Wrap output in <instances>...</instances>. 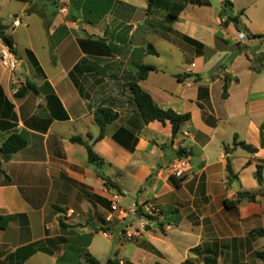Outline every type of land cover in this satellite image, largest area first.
Returning a JSON list of instances; mask_svg holds the SVG:
<instances>
[{"label": "crops", "instance_id": "1", "mask_svg": "<svg viewBox=\"0 0 264 264\" xmlns=\"http://www.w3.org/2000/svg\"><path fill=\"white\" fill-rule=\"evenodd\" d=\"M199 1L169 23L163 11L147 14L148 0H0V25L18 62L13 72L0 63V148L12 135L27 140L8 160L0 155V264H42L43 256L70 264L76 249L97 261L95 235L109 241L113 234L135 251L131 258L115 251L111 264H264L257 258L264 238L251 236L264 228V197L224 206L237 192L261 190L256 166L264 178V60L253 71L264 41L223 26L239 15L250 34H264V0ZM209 48L223 56L211 69ZM5 49L0 39V58ZM139 65L154 68L137 82L153 105L190 116L174 140L168 122L144 124L132 101ZM101 108L118 118L95 141ZM234 136L257 152L233 148ZM72 138L91 146L102 165L89 163ZM180 149L185 179L175 188L169 177ZM227 158L237 176L230 190ZM126 194L135 196L129 208L151 219L106 223L112 197L121 207Z\"/></svg>", "mask_w": 264, "mask_h": 264}, {"label": "trees", "instance_id": "2", "mask_svg": "<svg viewBox=\"0 0 264 264\" xmlns=\"http://www.w3.org/2000/svg\"><path fill=\"white\" fill-rule=\"evenodd\" d=\"M188 4L193 5H200L201 2L199 0H183V1H175V0H148V8H147V14H152L154 11H163L166 13L167 21L169 23L175 21L177 17L180 15V13L184 10V8ZM225 6H228V3L224 2ZM229 24H232L235 28V30L238 33H243L248 40H259L264 41V34L261 35H253L250 34L247 29L242 25L241 19L239 15L236 16H228L223 21V26L226 27ZM6 28L2 25H0V39L9 49L10 52L14 54V42L11 35L5 33ZM186 40L192 44H196L193 41L186 38ZM240 47V44H238ZM148 49L150 53L156 55V52L152 49L151 46H148ZM242 50L241 47L239 49ZM31 59H33L31 57ZM256 63L253 65V71L256 73H259L262 68V60H264V55L261 57H256L254 59ZM34 65L36 66V62L33 60ZM137 69V77L136 81L129 84V91L132 96V101L136 105L140 116L143 119L144 124H148L153 121L160 122L162 124H165L168 122L171 126V135L172 140H174L180 133L181 126L188 122L190 120V116L188 114L186 115H179L174 113L171 110H161L159 108H156L149 95H147L145 92H143L139 86L137 85L138 81L145 80L148 74L152 71H154L153 67L145 66V65H139L136 67ZM190 75H184V76H178L176 79L178 81H182L186 78H189ZM32 88L31 85L27 84L25 88L19 89L17 92V96L21 97L25 93L26 89ZM226 97V86L223 87V94L222 98L225 99ZM118 118V115L114 112H112L110 109L101 108L96 110L94 114V119L96 124L99 127L100 133L95 141H100L103 138L104 129L107 125L113 123ZM261 130L264 131V125L261 126ZM73 144H79L86 148L87 150V157L88 162L96 165L97 167H100L102 165V160L98 158V156L93 152L91 146L87 145L85 142H83L80 138H72L70 140ZM27 145V140L23 137H20L18 135H12L10 136L1 146L0 152L2 154L3 160H8L9 157L24 149ZM233 148H239L242 151L248 153V154H255L257 152V149L254 148L251 145H248L244 142H238L237 136H234L233 142H232ZM227 151V150H226ZM187 156V152L183 149H180L176 153V157L178 160H182ZM226 173H227V180L229 183L235 182L237 180L236 174H234L231 166V161L229 158L226 159ZM101 180L103 181L104 186L107 189L114 190L119 192V188L111 182L108 178L104 176H100ZM254 178L257 181L258 185L260 186L261 190L256 193H250V192H237L235 194V200L234 201H227L224 200V206L227 209H230L234 207L237 204H240L243 201L249 202V203H255L258 197H264V178H262V166L258 165L256 166V171L254 173ZM185 179L184 176H181L180 178H175L174 176L169 177L170 184L178 188L183 180ZM8 181V179L6 178ZM136 213L140 217H144L146 219H151L147 215H145L141 209L137 208ZM1 219V218H0ZM4 225H0V229H3ZM251 236H259L264 238V228L261 230L254 232L251 234ZM257 258H259L262 263H264V252L258 253ZM86 263L88 264H98V262L94 259H91L89 257L85 258ZM107 264H111L110 261L107 262Z\"/></svg>", "mask_w": 264, "mask_h": 264}, {"label": "rangeland", "instance_id": "3", "mask_svg": "<svg viewBox=\"0 0 264 264\" xmlns=\"http://www.w3.org/2000/svg\"><path fill=\"white\" fill-rule=\"evenodd\" d=\"M228 40L230 44H235L236 36L235 35L230 36L228 37ZM206 58L208 64L207 67L211 69L212 67H214V65L218 64L223 59V56L220 57L218 55L217 50H215L214 48H209ZM227 185H228V189L230 190V183H228ZM133 200H135V196H133L132 194H126L125 200L121 202V208L123 210H128L129 206L132 203H134ZM135 217H140V216H138L136 213ZM126 233L127 232L123 233L124 237L126 236ZM115 251H117L118 254L122 257L131 258L134 254L135 247L131 243H125L122 239H120V241H116L114 238V234L111 237H109V241H106L100 235H95V242L90 250V254L94 255V257L97 259L99 264H106L107 258L113 257ZM69 255L71 256L70 264H88L85 261V258L88 256L84 255L83 252H80L77 249L74 251L70 250ZM42 264H53V263L50 258L43 256Z\"/></svg>", "mask_w": 264, "mask_h": 264}, {"label": "built area", "instance_id": "4", "mask_svg": "<svg viewBox=\"0 0 264 264\" xmlns=\"http://www.w3.org/2000/svg\"><path fill=\"white\" fill-rule=\"evenodd\" d=\"M18 24L17 21L13 23L14 26ZM0 63L3 68L13 72L18 67V62L15 57V55L9 51V49L6 47V49L2 52ZM173 176L175 178H180L183 174L182 171V162L181 160H176V162L172 166ZM72 214V212H70ZM136 216V207H131L128 210H123L119 205V198L118 196H113L110 202V209L105 217L106 223H113L115 219L117 220H124L127 217ZM146 227V224L144 221H141L140 223V229H144ZM104 236H107V233H103Z\"/></svg>", "mask_w": 264, "mask_h": 264}, {"label": "water", "instance_id": "5", "mask_svg": "<svg viewBox=\"0 0 264 264\" xmlns=\"http://www.w3.org/2000/svg\"><path fill=\"white\" fill-rule=\"evenodd\" d=\"M223 16H226V14L223 13ZM78 25L80 26L81 24L79 23ZM0 155H1V152H0ZM172 158H173V154L171 153V154L168 156V158H167V160H166V163H167V164L170 163V161L172 160ZM232 188H233V190H234L235 192H237L236 183H233Z\"/></svg>", "mask_w": 264, "mask_h": 264}]
</instances>
